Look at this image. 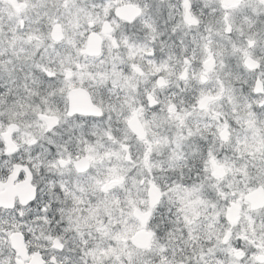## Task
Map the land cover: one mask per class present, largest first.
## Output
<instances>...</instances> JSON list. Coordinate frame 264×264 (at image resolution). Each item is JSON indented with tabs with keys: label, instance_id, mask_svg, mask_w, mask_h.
<instances>
[{
	"label": "snow or ice",
	"instance_id": "1",
	"mask_svg": "<svg viewBox=\"0 0 264 264\" xmlns=\"http://www.w3.org/2000/svg\"><path fill=\"white\" fill-rule=\"evenodd\" d=\"M0 264H264V0H0Z\"/></svg>",
	"mask_w": 264,
	"mask_h": 264
}]
</instances>
